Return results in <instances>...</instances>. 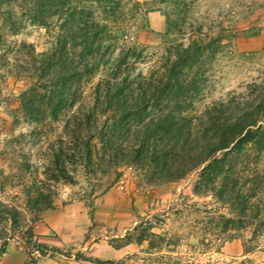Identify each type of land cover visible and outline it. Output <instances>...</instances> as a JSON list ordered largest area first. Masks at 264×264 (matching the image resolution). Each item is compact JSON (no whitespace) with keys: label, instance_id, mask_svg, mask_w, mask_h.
Segmentation results:
<instances>
[{"label":"trees","instance_id":"16d2710c","mask_svg":"<svg viewBox=\"0 0 264 264\" xmlns=\"http://www.w3.org/2000/svg\"><path fill=\"white\" fill-rule=\"evenodd\" d=\"M192 2L142 0L151 9L167 6L166 24L176 29ZM139 4L0 0V80L25 81L17 94V111L25 119L60 123L55 149L48 148L53 177L71 183L70 163L86 176L133 165L156 185L197 169L192 193L210 195L223 210L207 212L210 228L217 235L246 232L244 253L264 247V79L252 84V98L214 100L196 113L205 66L217 50L214 39L200 28L191 30L184 42L165 46L142 73L135 69L141 50L126 44L124 34ZM25 25L50 34L46 49L37 52L32 43L11 38ZM158 225L136 215L114 247L145 242L146 252L158 251L168 243L152 231ZM25 242L40 256L61 254L39 242L30 226ZM74 258L122 264L79 253Z\"/></svg>","mask_w":264,"mask_h":264},{"label":"rangeland","instance_id":"374dc122","mask_svg":"<svg viewBox=\"0 0 264 264\" xmlns=\"http://www.w3.org/2000/svg\"><path fill=\"white\" fill-rule=\"evenodd\" d=\"M136 1L139 11L127 20L124 32L126 44L141 50L136 70L146 73L165 46L184 42L191 30L200 28L217 50L207 61L193 110L229 96H254L252 84L264 79V0H193L177 29L166 24L167 6L151 9ZM11 38L32 43L37 52L50 43L45 29L30 25ZM24 83L13 76L0 80V244L5 242L0 264H96L75 259L76 253L122 264L264 263V247L243 252L246 232L217 235L210 228L207 212L223 210L210 195L192 193L197 169L156 185L146 183L133 165L86 176L70 163L71 183L53 177L48 148L55 149L60 123L34 124L17 111ZM136 215L158 223L152 231L168 243L149 252L145 242L114 247ZM28 226L35 234L46 232L61 254L32 251L25 242Z\"/></svg>","mask_w":264,"mask_h":264},{"label":"crops","instance_id":"0c3cea01","mask_svg":"<svg viewBox=\"0 0 264 264\" xmlns=\"http://www.w3.org/2000/svg\"><path fill=\"white\" fill-rule=\"evenodd\" d=\"M36 235H37V239H38L39 242H42V243L46 244L49 247H51V246L57 247V244L52 241L53 239L46 236V232H39V234H36ZM39 238L44 239V241H40Z\"/></svg>","mask_w":264,"mask_h":264},{"label":"built area","instance_id":"2783aa9c","mask_svg":"<svg viewBox=\"0 0 264 264\" xmlns=\"http://www.w3.org/2000/svg\"><path fill=\"white\" fill-rule=\"evenodd\" d=\"M4 246H2V244H0V256L4 254L3 253L4 252V248H5Z\"/></svg>","mask_w":264,"mask_h":264}]
</instances>
